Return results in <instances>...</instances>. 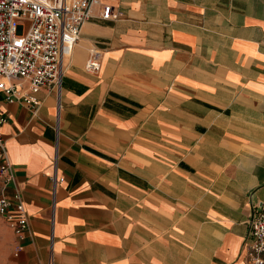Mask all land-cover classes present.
Listing matches in <instances>:
<instances>
[{"label": "crops", "instance_id": "obj_1", "mask_svg": "<svg viewBox=\"0 0 264 264\" xmlns=\"http://www.w3.org/2000/svg\"><path fill=\"white\" fill-rule=\"evenodd\" d=\"M64 63L36 111L0 92L5 192L28 218L23 239L9 228L7 264H247L264 204V0H97Z\"/></svg>", "mask_w": 264, "mask_h": 264}, {"label": "built area", "instance_id": "obj_2", "mask_svg": "<svg viewBox=\"0 0 264 264\" xmlns=\"http://www.w3.org/2000/svg\"><path fill=\"white\" fill-rule=\"evenodd\" d=\"M95 3L97 0H0V92L6 101H22L36 111L40 104L37 94L41 90L59 96L65 73L64 58L77 43ZM100 16L113 19L117 13L105 5ZM100 56L97 48L90 47L85 71L99 72ZM4 120L0 117V123ZM52 165L55 169L56 156ZM0 179V217L21 240L28 229V218L18 189L14 187L11 194L5 192L14 181V173L1 131ZM246 261L264 264V204L259 205L250 221ZM46 264H53L52 256Z\"/></svg>", "mask_w": 264, "mask_h": 264}, {"label": "rangeland", "instance_id": "obj_3", "mask_svg": "<svg viewBox=\"0 0 264 264\" xmlns=\"http://www.w3.org/2000/svg\"><path fill=\"white\" fill-rule=\"evenodd\" d=\"M12 243L13 237L11 230L4 219L0 217V264H7Z\"/></svg>", "mask_w": 264, "mask_h": 264}]
</instances>
